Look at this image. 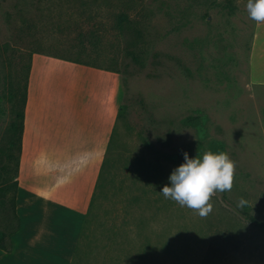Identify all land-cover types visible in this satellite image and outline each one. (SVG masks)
Masks as SVG:
<instances>
[{"label": "rangeland", "instance_id": "rangeland-1", "mask_svg": "<svg viewBox=\"0 0 264 264\" xmlns=\"http://www.w3.org/2000/svg\"><path fill=\"white\" fill-rule=\"evenodd\" d=\"M245 5L246 0H0L5 243L23 241L25 233L22 200L16 208L19 165L11 124L34 61L41 63V76L55 66H84L108 71L115 80L117 122L106 164V198L99 201L96 219L112 227L143 223L145 228L169 183L168 157L197 139L198 121L187 125L186 117H200V131L232 146L244 145L256 131L245 87L254 21ZM213 198L245 223L221 203L219 193ZM63 218L64 226L82 224L72 213ZM211 246L203 264H264L263 249L220 231Z\"/></svg>", "mask_w": 264, "mask_h": 264}, {"label": "crops", "instance_id": "crops-1", "mask_svg": "<svg viewBox=\"0 0 264 264\" xmlns=\"http://www.w3.org/2000/svg\"><path fill=\"white\" fill-rule=\"evenodd\" d=\"M247 55L254 135L232 146L198 132L194 143L168 157L167 178L184 162L185 152L189 158L224 152L235 165L225 195L264 221V24L254 22ZM40 67L34 61L27 85L17 176L24 239L8 238L0 264H203L215 231L264 250V230L239 222L213 196L212 212L204 217L159 196L145 228L97 222L117 122L116 82L108 71L91 67L55 66L45 76ZM241 199L245 203L238 206ZM63 213L75 214L82 224L62 225Z\"/></svg>", "mask_w": 264, "mask_h": 264}, {"label": "clouds", "instance_id": "clouds-1", "mask_svg": "<svg viewBox=\"0 0 264 264\" xmlns=\"http://www.w3.org/2000/svg\"><path fill=\"white\" fill-rule=\"evenodd\" d=\"M245 8L251 20L264 24V0H246ZM183 156L184 162L171 172L169 183L159 193L201 217L207 216L212 212V196L231 191L234 162L224 152L207 151L194 158L185 152ZM244 203L241 199L238 206Z\"/></svg>", "mask_w": 264, "mask_h": 264}, {"label": "trees", "instance_id": "trees-1", "mask_svg": "<svg viewBox=\"0 0 264 264\" xmlns=\"http://www.w3.org/2000/svg\"><path fill=\"white\" fill-rule=\"evenodd\" d=\"M110 71V70H109ZM113 73H116L115 71H110ZM12 98L15 96L12 95ZM19 99L17 100V108L14 111V121L11 124V131L13 135L16 137V145H17V150H18V157L16 159V164L17 168L19 165V156L21 152V141H22V133H23V119H24V109H25V104H26V99H27V92H26V85L24 86L23 91L20 93ZM198 121V122H197ZM183 122L187 125L194 124L197 122L195 126H198L197 130L200 132L201 127H202V122L200 117H186ZM17 187V184H16ZM220 198L219 200L223 205H225L227 208H229L239 219H241L243 222L249 224L250 226L264 230V221H261L257 218H255L253 215L249 214L248 212L245 211H239L236 208H234L226 199L224 192L219 193ZM4 234L0 233V250H8L9 246L8 244L5 243L4 241Z\"/></svg>", "mask_w": 264, "mask_h": 264}]
</instances>
